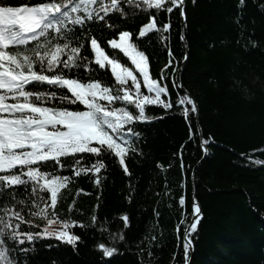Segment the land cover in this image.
<instances>
[{"label": "trees", "instance_id": "obj_1", "mask_svg": "<svg viewBox=\"0 0 264 264\" xmlns=\"http://www.w3.org/2000/svg\"><path fill=\"white\" fill-rule=\"evenodd\" d=\"M238 5L239 0H185L186 26L174 12L170 42H161L157 33L137 41L149 57L153 78H159L172 59L175 75L165 81L171 85L184 62L179 80L195 100L198 115L189 124L175 106L177 92H183L170 88L173 109L150 106L149 115L163 118L138 126L140 154L127 160L130 176L112 163L101 172L100 186L91 174H82L73 176V183L62 190L61 217L89 224L99 204L97 227L73 229L82 239L76 251L65 245L49 250L43 245L54 241H40L30 264H141L142 250L143 264H185L183 235L192 218L193 198L202 219L192 236L190 264H264V165L251 163L264 160L259 151L264 150V0H245L243 9ZM168 18L159 14L157 24ZM148 22L149 14L143 12L127 19L114 15L111 20L118 25L116 32L134 34ZM181 32L186 37V60ZM115 34L104 29L102 47L122 57L106 45ZM201 138L208 140L206 155ZM181 196L186 198L184 210L178 204ZM73 200L74 211L68 213ZM123 215L129 217L127 228L120 219ZM101 226L108 231H101ZM21 227L27 230V225ZM110 233H122L125 239L115 244L121 254L106 261L97 245L113 246Z\"/></svg>", "mask_w": 264, "mask_h": 264}, {"label": "snow or ice", "instance_id": "obj_2", "mask_svg": "<svg viewBox=\"0 0 264 264\" xmlns=\"http://www.w3.org/2000/svg\"><path fill=\"white\" fill-rule=\"evenodd\" d=\"M238 6L243 9L245 0H239ZM138 12L149 14V22L137 34L116 32L118 25L111 23L114 15L127 19ZM174 12L186 26L185 0H23L15 4L0 0V264H30L42 240L54 241L43 245L49 250L65 245L76 251L82 239L73 229L97 227L99 204L89 224L61 217L62 190L73 183V176L82 174H91L100 186L101 172L112 163L130 176L127 160L140 154L138 126L163 118L149 115L148 108L173 109L170 88L183 87L174 78L171 85L165 83L175 75L173 60L159 78H153L149 57L137 41L157 33L161 42H170ZM161 13L169 18L158 25ZM104 29L116 33L106 45L122 57L102 47ZM179 39H186L183 32ZM168 55L173 56L170 47ZM167 68L173 72L167 73ZM175 106L189 124L199 112L186 92H177ZM200 143L206 153L208 140L201 138ZM86 159L93 162L85 165ZM251 163L264 165V160L251 159ZM178 204L185 209V196ZM74 205L75 200L68 213ZM192 216L184 228L185 264H190L192 236L202 219L195 198ZM120 219L124 228L129 227L127 215ZM100 230L108 231L103 226ZM109 238L113 246L97 245L106 261L121 254L115 244L125 239L122 233H110ZM147 255H153L150 243Z\"/></svg>", "mask_w": 264, "mask_h": 264}, {"label": "water", "instance_id": "obj_3", "mask_svg": "<svg viewBox=\"0 0 264 264\" xmlns=\"http://www.w3.org/2000/svg\"><path fill=\"white\" fill-rule=\"evenodd\" d=\"M180 23H181V18H180ZM183 44H184V48H185V55L187 54V45H186V43H185V40L183 41ZM183 66H184V62L181 64V66H180V68H179V73H177V75H176V77H175V80L177 81V82H179L180 83V73H181V71H182V68H183ZM179 90H181L183 93H185L186 91H184L183 89H179ZM187 93V92H186ZM188 94V93H187ZM199 132H200V130H199ZM202 147V146H201ZM202 149H203V147H202ZM203 153H204V155H206L207 154V152L205 153L204 152V149H203ZM193 203V202H192ZM200 207V206H199ZM192 219H193V216H192V218L190 219V221H189V223L192 221ZM183 240H184V235H183ZM192 255H193V251L192 252H190V259H191V257H192Z\"/></svg>", "mask_w": 264, "mask_h": 264}]
</instances>
